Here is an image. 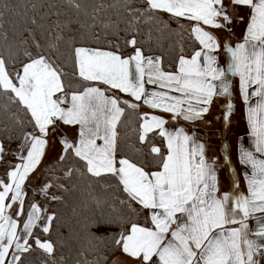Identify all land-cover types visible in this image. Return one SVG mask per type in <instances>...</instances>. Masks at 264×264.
<instances>
[{
  "label": "crops",
  "instance_id": "crops-1",
  "mask_svg": "<svg viewBox=\"0 0 264 264\" xmlns=\"http://www.w3.org/2000/svg\"><path fill=\"white\" fill-rule=\"evenodd\" d=\"M146 2L186 19L198 42L173 71L158 55L79 46L76 72L88 84L67 92L45 57L13 77L0 60L1 85L35 125L19 144L0 143L17 166L0 184L1 217L10 183L20 191L52 151L71 149L90 173L114 174L143 210L110 264H264V0ZM125 106L140 117L141 146L151 139L152 153L164 151L160 168L117 157ZM41 212L28 209L20 238L40 226Z\"/></svg>",
  "mask_w": 264,
  "mask_h": 264
},
{
  "label": "trees",
  "instance_id": "trees-1",
  "mask_svg": "<svg viewBox=\"0 0 264 264\" xmlns=\"http://www.w3.org/2000/svg\"><path fill=\"white\" fill-rule=\"evenodd\" d=\"M79 46L121 56L138 49L143 55H158L163 69L173 71L180 55L199 45L185 20L165 16L146 0H0V60L9 76L19 66L45 57L59 74L62 88L79 92L88 84L76 72L75 49ZM34 127L28 109L0 83V143L19 144ZM139 133V115L125 106L116 127L117 157L146 169L160 168L164 151L152 153L151 139L141 146ZM14 167V156L4 150L0 171ZM61 168L68 172L63 175ZM51 170L62 175L60 181L49 176ZM7 172L0 184L6 182ZM40 172L41 188L25 187L21 218L35 202L46 203L49 226L32 229L28 246H22L24 254L14 264H110L129 227L141 219L142 208L114 174L90 173L71 149ZM9 221L16 230V220ZM38 240H48L50 251Z\"/></svg>",
  "mask_w": 264,
  "mask_h": 264
},
{
  "label": "rangeland",
  "instance_id": "rangeland-1",
  "mask_svg": "<svg viewBox=\"0 0 264 264\" xmlns=\"http://www.w3.org/2000/svg\"><path fill=\"white\" fill-rule=\"evenodd\" d=\"M185 22L187 23L186 19ZM138 50V49H137ZM72 92V91H70ZM211 119H209L210 122ZM52 151V154L49 155L48 160L46 162L45 165H42L40 168L37 169V171H35V173L29 178V181L27 182V185L25 187H30L33 191H37L39 188H41V181L43 179V176L41 175V170L44 168L49 167L50 165L56 163L58 161V154ZM17 168V166L15 167ZM13 169V168H12ZM9 171L5 170V169H1L0 171V179H3V173L5 175V173ZM61 172L63 173V175L65 173L68 172L67 169L61 168ZM49 176H57L59 178L60 181V177L62 175L60 174H55L53 172V170L50 171ZM2 186L4 187V189H6V182H2ZM45 186L44 185V190H45ZM10 191H12L13 196H11V198L9 199V208L7 210V216L3 219L1 217V213H0V264H14L15 261H17L16 259L19 257L21 258V256L24 254V249L22 248V246L27 247L28 246V241L30 240L31 237V231H28V234L25 235V237L20 238L19 234H20V226L23 223V218H21V211H17L16 213V206H18V204H22V197L25 194L24 192L26 191L24 186L23 189L19 190H12V186L10 183ZM46 191V190H45ZM14 194H17V196H15ZM47 205L46 203H44L43 205H40L38 203H34L32 206V210H33V217H36L37 212L39 211V209L41 208V217H38L39 223H40V227L45 229L46 225H47V221H48V225L49 226V221H50V217L48 219V209H47ZM16 213V218L14 217ZM9 217H11L12 219L16 220V230L14 229L13 231V224H11V222L9 221ZM11 237V238H10ZM39 242H45L46 244L42 245L43 249H47L48 251H50V243L48 240H38ZM23 249V250H22ZM20 250V251H19ZM19 251V252H16ZM11 252L13 254H11ZM7 254V258L6 255ZM6 260V263H5Z\"/></svg>",
  "mask_w": 264,
  "mask_h": 264
}]
</instances>
